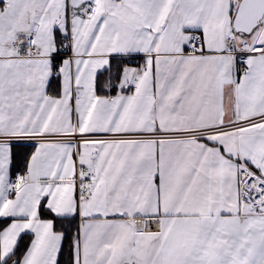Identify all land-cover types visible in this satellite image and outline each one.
Instances as JSON below:
<instances>
[{
  "label": "snow or ice",
  "instance_id": "1",
  "mask_svg": "<svg viewBox=\"0 0 264 264\" xmlns=\"http://www.w3.org/2000/svg\"><path fill=\"white\" fill-rule=\"evenodd\" d=\"M0 264H264V0H0Z\"/></svg>",
  "mask_w": 264,
  "mask_h": 264
}]
</instances>
